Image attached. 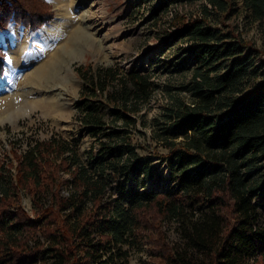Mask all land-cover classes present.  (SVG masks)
<instances>
[{
  "label": "trees",
  "instance_id": "1",
  "mask_svg": "<svg viewBox=\"0 0 264 264\" xmlns=\"http://www.w3.org/2000/svg\"><path fill=\"white\" fill-rule=\"evenodd\" d=\"M170 1L151 13L156 42L142 51L178 43L160 63L182 80L164 90L157 115L144 112L156 70L78 64L74 120L90 148L81 154L76 139L53 134L0 162V264H128L142 243L155 264H264V49L243 35L260 21L264 48V0H188L200 1L199 14L174 11L159 26ZM239 2L250 12L244 26L229 23ZM53 17L48 0H0V32L10 23L36 31ZM138 123L167 150L173 187H147Z\"/></svg>",
  "mask_w": 264,
  "mask_h": 264
},
{
  "label": "rangeland",
  "instance_id": "2",
  "mask_svg": "<svg viewBox=\"0 0 264 264\" xmlns=\"http://www.w3.org/2000/svg\"><path fill=\"white\" fill-rule=\"evenodd\" d=\"M55 1L56 6L51 3L54 13L51 24L61 23L62 20L64 24L56 27L55 31L57 30V32L52 34L53 38L51 41L49 40L50 42L45 48L36 43L38 42L36 33L42 29H38V31L26 29L31 40L27 39V46L24 50L19 47L20 42L25 43L24 37L20 36L22 32L19 35L15 33L16 38L10 36V39H13L9 40V45L6 46L3 42V36L7 32L9 33L8 28L0 32V50L5 56V70L0 78L5 76L9 54L12 55L9 66L16 73L14 83L0 86V114L20 106L24 99L32 101L33 103L29 105L35 107L29 116H21L13 123L4 122L0 124V162L4 164L10 158H12L13 163L15 162L10 152L12 148L15 147L22 151L27 147V141L45 140L53 134L67 139H76L81 154L90 148L94 139L74 120L76 115L75 103L79 99V89L82 84L74 69L78 64H117L124 69L137 66L144 70L150 68L156 70L158 72L156 78L158 89L144 110L147 119L157 115L162 104L166 102L164 90L175 87L182 80V75L174 71L176 67L169 68L160 63L161 60L165 59L173 60L178 43L170 47L160 44L145 55L142 53L147 46H152L156 42L154 39L157 34L156 28L152 27V19L149 17L164 0H68L74 8V15H72L74 19L72 18V20H69L71 16L57 14L63 10L66 4L58 0ZM199 4L200 1H170L164 13L161 14L162 19L159 21V26H161V22L168 20L174 11L180 14H199ZM237 10L239 12L229 19V23L244 26V17L250 12L244 10L240 2L237 4ZM75 13L82 16L76 17ZM65 18L67 19L65 20ZM259 24L260 21H255L246 27L244 26L243 35L263 50ZM68 26L70 27L67 29ZM76 26L84 27L85 30L82 32L84 35L82 40L77 37L80 43L79 51L71 54L72 56L66 53L55 54L59 49L60 39L63 36L66 37L68 31ZM159 26H156L157 30H160ZM165 26L167 25L164 24L163 27ZM50 43H53V46ZM261 57L264 59V50ZM180 60L178 59L177 62ZM151 61L156 62L154 67H151ZM41 62H55L53 67L55 76L68 75L70 82L56 81L53 85L42 88L43 90H40L41 87L38 85L25 84L23 81L25 76L36 73V69L42 64ZM186 76L188 77L189 73H186ZM43 84L46 85V81H43ZM48 104L53 105L54 109L46 111L45 107ZM137 128L144 132L132 135L133 142L142 146L137 151L141 156H150L149 166L152 176L147 181V187L154 186L160 190L173 187L174 184L170 182L167 160L162 158L167 150L161 146L154 148L156 144L151 141L149 127L144 129L138 123ZM62 193L66 194L65 188L62 189ZM18 197L21 204L29 212H32L31 195L22 191ZM260 216L259 224L264 227V206L260 207ZM168 238H173V234L169 233ZM124 248L128 247L125 246ZM148 248L149 246L144 243L140 244V247L129 248L128 264H155Z\"/></svg>",
  "mask_w": 264,
  "mask_h": 264
},
{
  "label": "bare ground",
  "instance_id": "3",
  "mask_svg": "<svg viewBox=\"0 0 264 264\" xmlns=\"http://www.w3.org/2000/svg\"><path fill=\"white\" fill-rule=\"evenodd\" d=\"M58 1L66 4V5H64L65 7L63 8V10H61L57 14L58 15L61 14V16H71V17H69V20L70 19L72 20V18L74 19V17L72 16V15H74V8L72 7L73 6L72 3H69L68 0H58ZM75 16L76 17H81L82 15L76 14ZM66 19L67 18H65V20ZM62 22H64V21L62 20L61 23L59 22V23H53V24L47 25V26L43 27L41 31H38L36 33L37 34L36 35V38H37L36 40L38 41L36 43L38 44V46H41V47L45 48L46 45L49 44V42L52 40V38H53L52 34H55L57 32V30L55 31L56 27L58 25H60V24H64ZM83 31H85L84 27H81V26H76V27H73V29L69 30L68 31V35L66 37L63 36L60 39L59 44H58V48L59 49H57L55 54L56 53L57 54L66 53L67 55L70 56L71 54H74V52L75 53L78 52L79 51L78 50L79 49V44H80L79 43V39L82 40L83 37H84V35H82ZM83 34H85V33H83ZM20 36H23L24 37L23 39H25V41H27V39L29 41L31 40L30 37H29V33L28 32L27 33L26 32L25 33H21ZM77 37H79V39H77ZM11 39H13V38H11ZM11 39H10L9 33L7 32L3 36L4 45L5 46L9 45L8 41L11 40ZM20 40L23 42L22 39H20ZM19 47L22 50H24L25 47H26V43H21L20 42L19 43ZM11 56H12L11 54H9L7 56L6 73H5V76L2 79L0 78V86L6 85V84L10 85V84L15 82L16 73L9 66V63L11 61ZM54 57H55V55H54ZM54 64H55V62H51V63L43 62L36 69V71H35L36 73L30 74L28 76H25V79L23 80L24 83L27 84V85L28 84L38 85V86L41 87L40 90H43L42 88H44L46 86H49V85H53L56 81H61L63 83L70 82L68 75H64L63 77L55 76L54 71H53ZM43 81H46V85L43 84ZM22 102L23 103H21L20 106L14 107V108H12V110H9V111H7L4 114H0V124L4 123V122L13 123L19 117H21V116H29L33 112L35 107L32 106V105H29V104L33 103L32 101H27L26 99H24V100H22ZM45 108L47 109L46 111H51L52 109H54L53 105H51V104H48Z\"/></svg>",
  "mask_w": 264,
  "mask_h": 264
},
{
  "label": "crops",
  "instance_id": "4",
  "mask_svg": "<svg viewBox=\"0 0 264 264\" xmlns=\"http://www.w3.org/2000/svg\"><path fill=\"white\" fill-rule=\"evenodd\" d=\"M48 2L51 4H55V6H56V3H55V0H48ZM77 5V4H76ZM52 21V20H51ZM48 22V23H46V24H44L42 27H44V26H46V25H49V24H51L52 22ZM12 26V27H11ZM11 27V28H10ZM19 27H22V28H19ZM42 27L40 28V29H42ZM70 26H68L67 27V29L69 28ZM10 28V29H9ZM25 27H23V26H21V25H18V24H16V23H10L9 24V26H8V31H9V35L11 36V37H14V35H15V33H16V35H19V33L20 32H22V33H24V32H28L27 30H26V28L24 29ZM39 29V30H40ZM72 29V28H71ZM13 31V32H12ZM38 31V30H37ZM29 33V32H28ZM5 34V33H4ZM23 35V34H22ZM25 43H26V46H27V41H25ZM50 45L51 46H53V43H50Z\"/></svg>",
  "mask_w": 264,
  "mask_h": 264
}]
</instances>
